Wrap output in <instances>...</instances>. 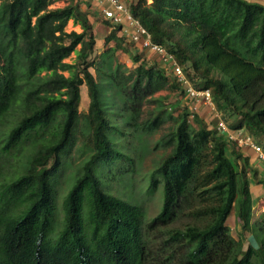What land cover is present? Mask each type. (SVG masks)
I'll list each match as a JSON object with an SVG mask.
<instances>
[{"label": "trees", "instance_id": "obj_1", "mask_svg": "<svg viewBox=\"0 0 264 264\" xmlns=\"http://www.w3.org/2000/svg\"><path fill=\"white\" fill-rule=\"evenodd\" d=\"M151 1L126 5L153 42L176 57L192 83L212 91L223 121H238L227 124L229 129L264 144V5L250 0ZM55 2L0 0V127L17 105L23 111L8 126L3 149L9 153L31 135L57 128L26 173L7 187L11 204L0 213V264H143L148 250L144 209L101 187L100 169L130 158L113 142L114 134L125 132L112 123L106 100L118 101L126 125L136 127L144 100L170 78L164 67L149 65L139 55L132 56L129 77L115 69L116 53L129 52L127 37L121 25L106 19L111 28L106 49L93 58L97 38L89 12L80 2L53 7ZM69 22L81 32H68ZM72 55L75 61L66 62ZM83 85L90 99L87 113L80 112ZM170 86L184 93L174 79ZM187 108L168 116L176 129L168 140L171 152L151 181L150 193L163 186L164 200L150 227H166L184 208L192 209L188 217L208 221L170 231L168 238L171 247L182 251L183 264H264V217L254 220L252 195V185L264 187V179L246 152L234 144L235 150H229L216 120L210 128L194 114V127ZM159 109L163 116L166 109ZM81 120L91 130V154L63 200L60 222L52 177ZM162 124L161 117L151 119L148 129ZM51 159L54 163L47 167ZM232 215L242 232L252 235L246 250L243 240L231 234L227 223Z\"/></svg>", "mask_w": 264, "mask_h": 264}, {"label": "rangeland", "instance_id": "obj_2", "mask_svg": "<svg viewBox=\"0 0 264 264\" xmlns=\"http://www.w3.org/2000/svg\"><path fill=\"white\" fill-rule=\"evenodd\" d=\"M122 1L129 4L136 0ZM250 1H255L264 5V0ZM71 2H80L82 10L89 12L90 19L94 24V34L97 38L96 50L93 55V58H96L105 51V38L111 32L110 26L105 23L106 21L103 17L99 0H56L53 7H63ZM151 2L152 1L149 0V3ZM73 30L81 32L80 27L74 26L73 23L69 22L67 31L70 32ZM126 46L129 52H117L115 56L116 60L113 62L114 68L116 69V67H118L117 70L122 72L124 76L129 77L131 69L134 68L132 63V56L134 55L141 56L142 60L149 65L158 64L162 66L163 63L161 60L153 53L143 51L139 45L132 43L129 39L126 41ZM75 58L76 56L72 55L66 62L73 63ZM91 71L95 75L94 69ZM167 73L170 79L164 85V88L144 100L140 114L141 117L136 127H129L126 125V115L120 114L118 101L115 99L106 100V104L109 105L112 110V123L117 124V126L125 132L123 136L114 134L112 136L113 142L116 144L117 149L130 158H123L112 165L101 168L98 172L101 177V187L103 190L119 196L131 204L139 205L144 209L146 217L144 219L143 234L147 242L148 250L143 264H183V260L181 259L182 251H176L174 247H171L168 241L169 232L173 230H182L188 226L204 225L208 221L199 222L188 217L190 214L189 211L192 209L184 208L180 216H178L177 220L172 224L166 227H150L153 219L160 213L164 200L163 186L160 187L157 193L155 192L153 195L150 193L151 181L154 171L160 162L171 152V147L168 146V140L176 129L175 122L170 120L168 116L172 114L173 117H177L186 107H188L187 109L191 112L193 106L197 105L194 101L192 102L189 100L184 93L182 94L178 90H172L170 84L174 78L171 73H169V70ZM126 81L129 85L132 84V79H127ZM23 84H25V82H23ZM81 96L80 112L87 113L90 99L85 85L81 88ZM160 107L166 109L163 116L160 114ZM14 110L15 111L7 117L6 126L0 127V213L3 209L6 210V205L8 210V204H11L7 187L18 177L26 173V170L30 168L34 155L44 146L48 145L52 140L53 134L57 132V128L55 127L42 130L38 134H33L28 137L15 149L10 150L9 153L5 152L3 147L9 131L8 126L15 123L17 116L23 112L20 104L17 105ZM195 114L201 116L207 124H209V127L213 128L215 113L206 107H200ZM159 117L163 120L161 127L155 131L149 130L148 127L151 119H159ZM191 120L192 126L195 127L196 123H194V119ZM226 122L228 125H236L238 123L236 119L232 118L227 119ZM79 123V128L77 129V134L73 139V143L67 148L65 153L60 156V168L52 177L57 192L55 216L57 221L60 222L63 221L64 218L62 208L63 200L70 187L75 182L76 177L80 174L81 171L79 170L83 162L89 158L92 149L91 130L86 127L83 120ZM245 130L246 129H244V131ZM116 133H122V131ZM231 146L232 145L228 146L229 150H235V147L232 146L231 148ZM250 153L252 152H247L248 155ZM252 155H254V153H252ZM253 158H256V156L254 155ZM53 163L54 160L51 159L47 167H51ZM256 163L262 165V167H260L261 169L264 167V161L257 162L256 160ZM253 186L254 185H252V187ZM255 189L256 188L253 187L255 196H253V215L254 220L257 221L264 217V189L259 193H255ZM4 191H7V194H5ZM198 205V203L195 204V206ZM19 212V210H13V213L18 214ZM235 220L234 215H232L227 224L231 228L233 238L236 241L239 238L243 240L246 250L248 241H252V235L250 232H242L241 225ZM55 229L59 231L61 226L56 224Z\"/></svg>", "mask_w": 264, "mask_h": 264}, {"label": "built area", "instance_id": "obj_3", "mask_svg": "<svg viewBox=\"0 0 264 264\" xmlns=\"http://www.w3.org/2000/svg\"><path fill=\"white\" fill-rule=\"evenodd\" d=\"M102 14L106 20L113 25L122 26V34L132 43L139 45L145 52L153 53L161 62L162 66L171 73L174 81L184 90V94L189 100L194 101L197 105L193 106L190 119H193L195 112L200 107H206L215 113L218 130L224 134L229 145H236L239 150L244 152L251 151L259 161H264V147L258 143L254 137L247 135L243 131L229 129L227 123L223 121L222 116L215 108L212 91L210 89L199 88L195 86L186 75L184 68L176 57L169 53L163 45L153 42L151 34L142 25L129 10L128 6L122 0H99ZM218 113V114H217ZM220 115V116H219Z\"/></svg>", "mask_w": 264, "mask_h": 264}, {"label": "crops", "instance_id": "obj_4", "mask_svg": "<svg viewBox=\"0 0 264 264\" xmlns=\"http://www.w3.org/2000/svg\"><path fill=\"white\" fill-rule=\"evenodd\" d=\"M72 23V22H71ZM250 155V161H251V163H252V165H254V166H256L258 169H259V176L260 177H262L263 179H264V167L261 169L260 167H262V165H260L259 163H256V160H257V162H260L258 159H256V158H253V156L255 155H252V153H250L249 154ZM256 156V155H255ZM256 189V192L255 193H259V192H261V191H263L262 189H264V187L263 186H254ZM252 195L254 196V192H253V187H252ZM255 197V196H254ZM253 197V198H254Z\"/></svg>", "mask_w": 264, "mask_h": 264}]
</instances>
